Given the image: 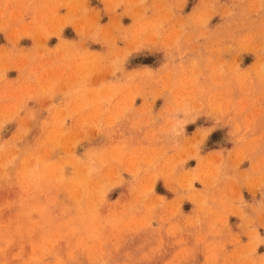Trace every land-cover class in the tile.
<instances>
[{"label":"rangeland","instance_id":"1","mask_svg":"<svg viewBox=\"0 0 264 264\" xmlns=\"http://www.w3.org/2000/svg\"><path fill=\"white\" fill-rule=\"evenodd\" d=\"M0 264H264V0H0Z\"/></svg>","mask_w":264,"mask_h":264},{"label":"crops","instance_id":"2","mask_svg":"<svg viewBox=\"0 0 264 264\" xmlns=\"http://www.w3.org/2000/svg\"><path fill=\"white\" fill-rule=\"evenodd\" d=\"M196 166V163L192 164L191 166H189V168H194ZM246 199V205L244 207L245 209V213H246V217L243 220V230H244V224L247 222L248 218H253L254 219V224L258 225L259 223V215H258V211L260 208V201L262 198H260L259 194H256L255 197L249 195L244 197ZM195 212V211H194ZM232 222L234 223L233 227H235L240 220L238 218H235L234 220H232Z\"/></svg>","mask_w":264,"mask_h":264}]
</instances>
